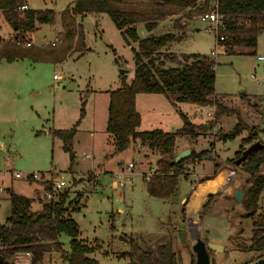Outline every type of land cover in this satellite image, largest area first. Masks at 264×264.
<instances>
[{"label": "rangeland", "instance_id": "rangeland-1", "mask_svg": "<svg viewBox=\"0 0 264 264\" xmlns=\"http://www.w3.org/2000/svg\"><path fill=\"white\" fill-rule=\"evenodd\" d=\"M72 1L27 0L28 9L52 10L55 19L52 25L40 26L17 42H31L37 47L41 42L53 41L55 32L61 29L59 13ZM191 15L185 12L167 18L153 32L184 34V40L174 49L177 60L188 54L210 55L215 47L213 35L205 33L199 22L187 20ZM76 21L82 26L84 45L78 50L72 47L63 62L29 57L0 62V224L4 225L10 215L9 191L33 199L31 208L39 210L44 182L55 170L66 183L68 201L79 206L70 216L79 227L80 238L95 248L92 257L100 264H127L119 255L129 251L127 242L131 237L151 245L168 241L181 264H195L194 233L205 243L223 247L218 252L208 250L209 264H246L255 259L256 254L239 249L242 243L249 244L252 222L241 217L244 213L241 204L229 196L231 190L246 187L247 175L237 167L228 190L222 185L216 189L219 186L215 183H224V173L235 167L228 160L235 158L234 153L248 132L243 131L225 143L219 139L231 133L237 123L247 130H262L264 135V124L260 122L264 111V62L256 59L264 56V31L258 36L254 56L250 50L244 53L242 49H234L231 55H226L224 49L218 51L215 93L230 113L216 119L215 106L174 104L156 95L137 97L136 108L141 115L138 132L153 129L175 132L182 126L183 114L199 128L200 137L178 139L176 154L186 149L206 153L202 159L184 165L176 192L161 200L150 197L146 190V183L157 170L159 154L133 143L115 155L111 138L105 132L106 98L121 85L117 69L123 63L130 70L125 73L126 82H130L133 54L107 15H86ZM142 26L137 25L138 32ZM195 28L199 31L195 32ZM14 39L15 34L0 13V40ZM61 47L62 41L54 49ZM54 76L60 79L56 81ZM255 102L260 105L258 112L252 106ZM208 112L212 117H207ZM78 120L72 142L74 163L70 166L68 154L51 133L68 130ZM206 157L211 159L205 160ZM128 164H133V170L124 171L125 188L116 187L114 175ZM13 173L20 174L21 179L15 180ZM32 174L40 177L27 179ZM207 188L210 191L197 199L198 193L208 191ZM194 201L200 202L191 209ZM260 209L264 213V194ZM179 232L186 233L184 244L179 242ZM60 242L62 250L44 255L41 264H66L62 254L69 252V238L61 236ZM30 261L26 253H19L13 264H31Z\"/></svg>", "mask_w": 264, "mask_h": 264}, {"label": "trees", "instance_id": "trees-1", "mask_svg": "<svg viewBox=\"0 0 264 264\" xmlns=\"http://www.w3.org/2000/svg\"><path fill=\"white\" fill-rule=\"evenodd\" d=\"M215 0H212L214 3ZM210 0H74L59 13L62 47H21L17 40L37 31L38 27L52 25L55 13L52 10L35 11L27 8V0H0V13L15 34L13 42L0 40V62L8 63L29 57L34 60H53L63 62L72 50L81 49L84 45L82 26L77 18L86 15H107L120 32L122 40L133 54L134 68L132 78L126 82L125 73L120 72V87L110 92L105 132L111 138L114 154L126 151L133 143L155 151L159 154L156 162L157 170L146 183L150 197L166 200L177 190L179 177L184 165L202 159L205 152H192L188 159L171 163L170 158L176 154L175 144L178 139H197L200 137L198 127L186 116L180 115L182 126L175 132L153 129L138 132L141 116L136 109L138 95H156L170 99L174 104L191 103L201 107L215 106L214 118L230 113L223 107L221 99L215 93L216 62L210 55L188 54L177 60L175 47L180 44L184 34L168 32L154 35L159 22L167 18L187 12L205 13L212 9ZM219 12L234 20L225 22L224 40L220 42L226 55L234 54V49L250 50L256 54L258 36L264 31V0H217ZM25 7V9H22ZM192 16V15H191ZM191 16L187 19L190 20ZM143 24L148 33L141 37L137 25ZM76 51V50H75ZM115 55V53H114ZM118 58V57H117ZM118 59L115 60L117 66ZM166 64H176L168 66ZM244 97V96H243ZM83 109L81 110V117ZM79 120L68 130H52V138L61 143L62 151L68 154L70 166L74 163L75 153L72 142L77 133ZM247 131L241 140L235 158L228 160L232 165L238 159L244 147L261 141L262 130H247L236 124L231 133L223 136L222 143L234 139L241 132ZM247 175L245 188L240 202L244 211L242 218L252 222L249 244L239 245L244 253H254L256 258L249 264L264 257V213L260 209V201L264 194V147L256 150L241 166ZM39 197L41 208H31L34 200L8 192L10 215L4 225L0 224V264H13L19 253H29L31 264H41L44 255L62 250L61 236L69 238V252L62 254L66 264H100L92 256L95 248L80 238L79 227L70 214L79 210L76 202L68 201L67 190L53 194L52 200L46 195L52 193L49 181ZM210 199V197L208 198ZM209 201V200H208ZM207 205V204H206ZM203 206L202 211H204ZM129 251L121 253L120 259L127 264H181L177 252L170 242H158L155 245L129 238ZM264 264V263H262Z\"/></svg>", "mask_w": 264, "mask_h": 264}, {"label": "built area", "instance_id": "built-area-1", "mask_svg": "<svg viewBox=\"0 0 264 264\" xmlns=\"http://www.w3.org/2000/svg\"><path fill=\"white\" fill-rule=\"evenodd\" d=\"M22 9H25V7H23ZM195 15V16H194ZM194 21V22H199L203 27V31L207 34H211L214 36L215 38V47L214 50L211 51L210 53V58L215 60L217 58V54L218 51L221 49V45L219 44L220 42H222L224 40V37L222 36V33L225 31L226 27H225V22L227 20H234V18L230 17V16H226L223 15L219 12L218 9V3L217 0H215V3L212 7L211 10H209L208 12L205 13H200V14H193L190 18V21ZM63 33L62 29L57 30L55 32V37L54 40L48 43H44L41 42L40 44H38L37 47H47V46H57L61 43V34ZM18 45L22 46V47H31L32 43L31 42H25V41H21L19 40L17 42ZM257 61L259 62H264V56H258ZM60 78L58 76H54V80L58 81ZM207 117H212V113L208 112L207 113ZM235 166V165H234ZM236 166L230 170V171H226L224 173L223 179H224V187L225 189H227V187L230 188L233 179L235 177V171H236ZM126 170V173H132L133 170V164H128L124 170H120L118 171V173H116L114 176L116 177L114 184L116 187H120V188H125L126 186V182H125V178L124 176V171ZM49 178L47 179L50 184H51V189H52V193H48L46 195V199L47 200H52L53 198V194L56 193H61L63 191H65L66 189V183L63 179V177L58 176V173L55 170H51V172L48 174ZM12 177L17 180V179H21L20 174L18 173H13ZM40 177L39 174H32L30 176H28L27 179L29 178H33V179H38ZM228 190V189H227ZM0 191H2V189L0 188ZM26 257H28L29 259H31V255L29 253H26Z\"/></svg>", "mask_w": 264, "mask_h": 264}, {"label": "water", "instance_id": "water-1", "mask_svg": "<svg viewBox=\"0 0 264 264\" xmlns=\"http://www.w3.org/2000/svg\"><path fill=\"white\" fill-rule=\"evenodd\" d=\"M197 31H199V29H197ZM117 70L119 72H123V73H129L130 72L129 69H126L124 63ZM262 115L264 117V113ZM263 147H264V142L262 144L259 141H257V142L250 144L242 152L241 156L235 160L234 165L236 167H241L243 164H245L247 162V159L250 156V154H252L256 150L261 149ZM192 152L193 151L191 149L183 150V151L177 153L173 158H170L169 161L171 163H178L179 161H181L183 159H188L191 156ZM210 159H211L210 157L205 158V160H210ZM229 196H232L233 199L235 200V202L240 203L242 200V197H243V193L240 190L239 191L238 190H232L231 192H229ZM180 226H184V225L180 224ZM177 236H178L179 242L181 244H184L186 242V233L185 232H179L177 234ZM194 240H195V242L192 246V251L195 255V264H209L208 250H212L214 252H218V251L223 250V247L221 245L203 242L198 237L197 234L195 235ZM167 242H165V243H167ZM1 262H2V257L0 256V263ZM262 263H264V257H261V258L255 260L249 264H262Z\"/></svg>", "mask_w": 264, "mask_h": 264}, {"label": "crops", "instance_id": "crops-1", "mask_svg": "<svg viewBox=\"0 0 264 264\" xmlns=\"http://www.w3.org/2000/svg\"><path fill=\"white\" fill-rule=\"evenodd\" d=\"M74 1V0H73ZM72 1V2H73ZM28 8V7H27ZM143 27V26H142ZM137 30H138V28H137ZM194 31L195 32H198L197 31V28H195L194 29ZM120 33V32H119ZM138 34H139V36H141V37H145V36H147L148 35V33H146V31L144 30V28H141V31L140 32H138ZM129 49H130V47H128ZM138 96H148V95H138ZM137 96V97H138ZM137 97H136V102H137ZM254 97H256V96H254ZM107 107H108V101H109V95L107 96ZM252 106H254V108L256 109V112H258L257 110H259L260 109V105H259V103H253V105ZM137 109V108H136ZM263 113H264V111H263ZM262 113V114H263ZM140 114V113H139ZM260 114V113H259ZM261 114V120H260V122L262 123V124H264V117H263V115ZM141 116V115H140ZM262 134H264V133H262ZM107 137H109L108 135H107ZM260 139H261V141H264V135L262 136L261 134H260ZM232 191V190H231Z\"/></svg>", "mask_w": 264, "mask_h": 264}, {"label": "bare ground", "instance_id": "bare-ground-1", "mask_svg": "<svg viewBox=\"0 0 264 264\" xmlns=\"http://www.w3.org/2000/svg\"><path fill=\"white\" fill-rule=\"evenodd\" d=\"M215 184H217V185L219 186V187H216V189L220 188V187H221L220 185H222L223 188L225 189L223 183H220V184H219V183H215ZM221 188H222V187H221ZM207 189H208V191H206V192H205V190H204L203 192H199L198 195L196 196V198L200 200L201 197H202V194H203V193L205 194V193H207V192L210 191V188H207ZM199 202H200V201H194L193 204H192L191 209H194V208L199 204ZM194 234L196 235V233H194Z\"/></svg>", "mask_w": 264, "mask_h": 264}]
</instances>
